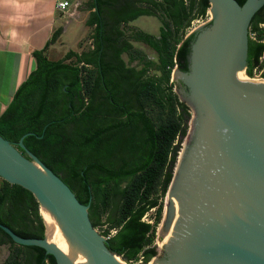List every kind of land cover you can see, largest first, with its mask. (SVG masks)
Wrapping results in <instances>:
<instances>
[{"label":"trees","instance_id":"trees-1","mask_svg":"<svg viewBox=\"0 0 264 264\" xmlns=\"http://www.w3.org/2000/svg\"><path fill=\"white\" fill-rule=\"evenodd\" d=\"M236 1L243 6L247 0ZM91 5L94 12L86 24L95 27L93 50L69 51L60 60H50L47 52L59 30L43 50L33 52L37 68L0 117V135L16 146L26 136V148L83 205H90L95 228L104 225L102 218L110 212L105 223L117 232L112 236L110 229L104 232L109 250L129 264L139 257L148 264L158 255L157 230L144 217L156 207L158 219L162 215L153 195L168 192L190 118L189 107L168 84L176 67L188 72L194 36L175 39L193 20L204 18L211 6L208 0H92ZM158 12L169 19L160 38L140 33L137 39L157 52L161 80L147 78L146 69L129 67L122 58L132 49L122 25ZM263 23L264 7L250 26L258 40L249 38V77L264 69ZM88 67L93 70L83 76ZM149 109L159 111L158 122L149 116ZM3 183L0 223L21 238L43 239L44 219L34 195ZM5 244L26 250L22 264H57L44 249L20 246L0 229V245Z\"/></svg>","mask_w":264,"mask_h":264},{"label":"water","instance_id":"water-1","mask_svg":"<svg viewBox=\"0 0 264 264\" xmlns=\"http://www.w3.org/2000/svg\"><path fill=\"white\" fill-rule=\"evenodd\" d=\"M208 1L210 21L186 37L194 36L189 70L173 71L193 115L168 190L162 257L151 262L264 264V79L242 84L243 71L249 77L250 26L264 0L243 6L236 0ZM25 137L16 146L0 135V145L13 155L0 146V178L31 192L40 215L45 210L55 217L90 264H121L94 227L90 205L26 148ZM0 229L20 246L44 249L57 264H73L47 242L46 226L43 239L21 238L2 223Z\"/></svg>","mask_w":264,"mask_h":264},{"label":"crops","instance_id":"crops-1","mask_svg":"<svg viewBox=\"0 0 264 264\" xmlns=\"http://www.w3.org/2000/svg\"><path fill=\"white\" fill-rule=\"evenodd\" d=\"M62 2L69 3L64 10L57 8V4ZM91 2L92 0H0V117L12 103L18 89L36 70L33 52L43 50L60 30L57 41L48 49L49 57L53 46L67 32L69 22L66 25L64 20L70 19L79 25L83 13L89 15L94 11ZM87 19L88 17L84 21L87 22Z\"/></svg>","mask_w":264,"mask_h":264},{"label":"rangeland","instance_id":"rangeland-1","mask_svg":"<svg viewBox=\"0 0 264 264\" xmlns=\"http://www.w3.org/2000/svg\"><path fill=\"white\" fill-rule=\"evenodd\" d=\"M93 12L94 11H92L89 15H87L86 12L83 13L81 15L82 17L80 19L79 25H77L73 20H70V19L64 20V24L66 25L69 22V24L67 25L68 27L67 32L62 35L60 42L53 46V52L49 54V58H51L52 60H58V59L60 60L64 58L66 54L71 50L78 52V53H83V52L93 50L94 48L93 36L95 33V27H88L86 25V22L84 21V19L87 17L89 18L93 14ZM212 15L213 14L209 9L204 18H196L195 20H193L191 23V26L186 30V32L183 34L179 33L176 36L175 40L178 42L182 40L183 37L185 38V36L186 37L189 36L192 32H194L195 30H197L204 24L208 23ZM165 20L167 21L169 19L163 16L161 12H158L156 15L141 16L134 21H131L127 24L122 25V30L125 33V38L132 44V49L129 52L124 53L122 58L127 64V66L129 67H135L138 70L146 69L147 78L161 80L163 75L161 71L158 69V66L160 65L159 56L155 50H153L151 47H149L144 42L139 41L137 39V36L140 33H144V34H149L157 38H160L161 30L164 27ZM66 25L64 26L66 27ZM260 28L261 30H264V25L261 26ZM251 35L252 36L250 37L252 39L258 40V34L251 33ZM72 62H75V59H72L71 63ZM90 70H93L92 67H88L87 70L83 73V76H86L87 72H89ZM173 71L171 74V81L168 85L172 87V90L178 96L179 101L185 104V102L183 101L182 97L179 94L177 77L175 73L173 74ZM256 77H259L260 79L262 78L264 79V69H256L255 74L252 77V79ZM164 86L166 87V85ZM189 112H190V118L187 123V126H188L187 135L190 130L191 117L193 115L191 110ZM148 113H149V116L155 122H158V115H159L158 110L149 109ZM185 141H186V138L184 139L181 145L182 148H183V144L185 143ZM3 181L4 180L0 178V186H3L4 184ZM125 185L126 183L122 185V188L125 187ZM167 196H168V192L164 194L161 191L153 195V198L158 200V204L162 208V215L160 219H158L159 207H156L150 210L144 217L145 222L150 223L151 225L156 227L157 234H156L154 246H156V249L158 251V255H157L158 258L162 257L161 250H160V230H161L165 206L168 201ZM114 207L115 205H113V208ZM119 208H120V204L118 205L115 211L116 218H118V215H119V211H118ZM39 209H40V205H39ZM39 214H40V211H39ZM109 214L110 212H107L106 214H104L102 218V222L104 223V225H101L96 228L98 233L105 238H107L106 236H104V232L106 230L110 229L111 236L117 232V228L110 227L109 225H107V223H105L107 215ZM25 251L26 250L24 248H20L18 246H11L9 244L0 245V264H22L25 259ZM123 261L125 264H129L125 260ZM150 263L151 262H149L148 264ZM134 264H143V262L141 261V257H139L134 262Z\"/></svg>","mask_w":264,"mask_h":264},{"label":"bare ground","instance_id":"bare-ground-1","mask_svg":"<svg viewBox=\"0 0 264 264\" xmlns=\"http://www.w3.org/2000/svg\"><path fill=\"white\" fill-rule=\"evenodd\" d=\"M213 13V12H212ZM177 74V73H176ZM175 74V75H176ZM177 77V76H176ZM263 79V78H262ZM259 77L256 78H249L243 71L242 77V84H252L255 85L259 81H261ZM2 148L3 153L8 156L12 157L11 150L6 147L5 145H0ZM41 214L43 216L45 226H46V238L47 242L51 245L56 246L60 249L63 253H65L69 259L73 262V264H90L89 257L87 252L81 248H78V245H73L67 237L65 236L61 224L57 221V219L51 216L47 211L42 210ZM119 263L125 264L120 258H117ZM150 264H155L154 262Z\"/></svg>","mask_w":264,"mask_h":264},{"label":"built area","instance_id":"built-area-1","mask_svg":"<svg viewBox=\"0 0 264 264\" xmlns=\"http://www.w3.org/2000/svg\"><path fill=\"white\" fill-rule=\"evenodd\" d=\"M68 6H69V3L68 2H62V3H58L57 4V8L60 9V10H64ZM250 36H252L251 33H250Z\"/></svg>","mask_w":264,"mask_h":264},{"label":"flooded vegetation","instance_id":"flooded-vegetation-1","mask_svg":"<svg viewBox=\"0 0 264 264\" xmlns=\"http://www.w3.org/2000/svg\"><path fill=\"white\" fill-rule=\"evenodd\" d=\"M263 25H264V23H263V24H261V25H260V27H261V26H263ZM250 31H251V30H250ZM250 33H251V32H250ZM188 62H189V59H188ZM82 175H84V173H83V172H82Z\"/></svg>","mask_w":264,"mask_h":264}]
</instances>
